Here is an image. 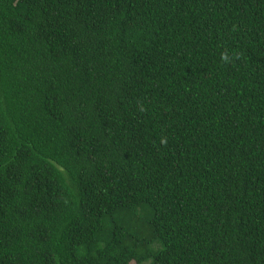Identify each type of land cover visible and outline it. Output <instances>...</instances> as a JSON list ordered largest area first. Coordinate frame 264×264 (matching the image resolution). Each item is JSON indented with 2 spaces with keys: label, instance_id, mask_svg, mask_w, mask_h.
<instances>
[{
  "label": "trees",
  "instance_id": "obj_1",
  "mask_svg": "<svg viewBox=\"0 0 264 264\" xmlns=\"http://www.w3.org/2000/svg\"><path fill=\"white\" fill-rule=\"evenodd\" d=\"M0 264H264V0H0Z\"/></svg>",
  "mask_w": 264,
  "mask_h": 264
}]
</instances>
